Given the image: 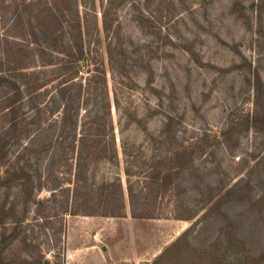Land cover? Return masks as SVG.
Returning a JSON list of instances; mask_svg holds the SVG:
<instances>
[{
    "label": "rangeland",
    "instance_id": "1",
    "mask_svg": "<svg viewBox=\"0 0 264 264\" xmlns=\"http://www.w3.org/2000/svg\"><path fill=\"white\" fill-rule=\"evenodd\" d=\"M0 264H264V0H0Z\"/></svg>",
    "mask_w": 264,
    "mask_h": 264
},
{
    "label": "crops",
    "instance_id": "2",
    "mask_svg": "<svg viewBox=\"0 0 264 264\" xmlns=\"http://www.w3.org/2000/svg\"><path fill=\"white\" fill-rule=\"evenodd\" d=\"M124 190V196H125V188L124 187H122V191ZM122 203L124 204V209H125V198L124 199H122ZM102 216H106V217H115V216H113V215H108V214H106V215H104V214H101ZM119 216H122V215H119Z\"/></svg>",
    "mask_w": 264,
    "mask_h": 264
},
{
    "label": "trees",
    "instance_id": "3",
    "mask_svg": "<svg viewBox=\"0 0 264 264\" xmlns=\"http://www.w3.org/2000/svg\"><path fill=\"white\" fill-rule=\"evenodd\" d=\"M109 214V213H108ZM115 216V215H114Z\"/></svg>",
    "mask_w": 264,
    "mask_h": 264
}]
</instances>
